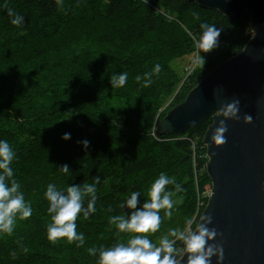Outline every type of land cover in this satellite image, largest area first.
Listing matches in <instances>:
<instances>
[{"label":"trees","instance_id":"trees-1","mask_svg":"<svg viewBox=\"0 0 264 264\" xmlns=\"http://www.w3.org/2000/svg\"><path fill=\"white\" fill-rule=\"evenodd\" d=\"M5 5L24 17L22 27L10 23ZM190 9H197L203 18L196 19ZM70 20L91 21L94 31L88 35L89 43L69 52L64 85L53 84L38 97L17 100L0 83V139L15 149L25 142L27 147L34 146L56 132L58 125L63 133L71 134L67 141L76 145L56 168L46 167L40 174L38 162L21 178L34 181L24 185L25 200L31 203L33 215L28 220L17 219L12 235L0 234V264H95L96 258L88 255L87 248L116 243L115 228L108 221L130 211L118 204L133 190L142 193V204L161 172L184 188L189 185L191 190L180 210L173 211L170 220L163 218L160 228H164V234L170 228L183 230L189 219L198 221L209 199L206 186L211 179L204 136L213 123L212 117L181 135H158L156 129L167 111L183 102L207 73L243 50L252 37L247 22L232 20L218 10L188 0H86L82 4L64 0L62 7L54 0H0V78L23 49L62 35ZM201 23L222 28L216 53L208 58L202 54L203 67L198 65L201 55L192 42V37L201 33ZM196 52L197 66L182 79L172 63ZM157 63L162 71L152 78L151 86L138 84L136 77L150 72ZM123 72L135 84L111 87L110 78ZM130 91V96L132 91L137 94L135 106L106 108L118 96L131 101ZM171 97L162 111L164 100ZM34 123L39 125L34 127ZM82 140L89 141L88 148L79 143ZM64 164L71 169L68 175L60 171ZM97 176L96 212L89 220L82 215L77 219V231L85 236L84 245L77 247L66 239L49 242L45 232L49 216L43 199L47 184L55 183L58 188L83 186ZM173 188L170 185L168 189ZM130 236L120 234L123 242Z\"/></svg>","mask_w":264,"mask_h":264},{"label":"water","instance_id":"water-1","mask_svg":"<svg viewBox=\"0 0 264 264\" xmlns=\"http://www.w3.org/2000/svg\"><path fill=\"white\" fill-rule=\"evenodd\" d=\"M242 19L252 37L243 50L207 73L185 100L158 122V135L184 134L212 117L204 136L212 187L202 215H211L220 243V264H264V0H188ZM239 100L238 120H225V143L211 137L222 117L217 109ZM252 117L250 123L244 116ZM203 223V222H201ZM211 264H217L216 257Z\"/></svg>","mask_w":264,"mask_h":264},{"label":"clouds","instance_id":"clouds-1","mask_svg":"<svg viewBox=\"0 0 264 264\" xmlns=\"http://www.w3.org/2000/svg\"><path fill=\"white\" fill-rule=\"evenodd\" d=\"M64 0H54L58 7H62ZM10 23L17 28L24 24V17L5 5ZM194 17L198 18L195 13ZM199 37H192L195 49L200 53L202 67L205 63L202 54L210 53L219 47V36L222 28L216 25L201 23ZM191 36V33H189ZM162 67L155 64L150 72L143 76L138 75L136 81L142 87H149L152 78L159 77ZM128 80V73L123 72L110 78L111 87H123ZM239 100L217 109V117H222L216 127L211 141L214 145L225 143L224 133L227 131L225 120H238ZM244 122L250 123L251 116L245 115ZM63 140L71 138L70 133H64ZM83 148H88L89 141L79 142ZM17 159V154L12 145L5 139H0V234L12 235L17 219L28 220L33 215L31 203L25 200L21 183L15 178V170L12 167ZM60 171L68 175L71 171L67 164L59 167ZM100 177H95L90 184H72L66 188H58L55 183H48L43 199L47 202V214L49 222L46 224V238L55 244L58 240L66 239L68 243H76L82 247L85 242L83 232L77 231V219L82 215L84 220H89L96 212L97 185ZM173 185V189H168ZM264 188V181L261 182ZM183 191V188L174 179L161 172L154 179L148 189L143 203L139 197L142 193L137 190L131 191L122 203L118 204L121 209H128L124 215L112 216L108 223L114 226L116 243L111 247H89L87 253L95 257V264H211V258L216 257L217 264L223 260V248L220 243H211L218 235L211 224V215H202L198 221L189 219L186 227L181 230L170 228L166 234L159 239V243H153L149 238L160 230L163 218L171 219L173 210L178 201L173 196ZM87 197V205L84 199ZM163 211V217L161 216ZM203 222V223H201ZM195 223V227L193 224ZM120 234H131L126 242L120 238ZM15 255L14 253L12 254Z\"/></svg>","mask_w":264,"mask_h":264},{"label":"rangeland","instance_id":"rangeland-1","mask_svg":"<svg viewBox=\"0 0 264 264\" xmlns=\"http://www.w3.org/2000/svg\"><path fill=\"white\" fill-rule=\"evenodd\" d=\"M70 1H72L73 3L82 4L86 0ZM189 12L195 13L197 16H199L198 19L203 18V14L201 12L198 13L197 9H190ZM70 22L71 23L65 27V32L62 35L46 39L44 40V42H42V40L40 41L41 43H38V41H36L30 48L23 49L22 53L15 58L16 60H13L11 62V67L7 70L5 69V73H1L2 76L0 78V83L5 86V90L10 92L12 97H16L17 100L25 97L27 98V100H29V98H31L32 96L38 97V94L45 92L46 88L48 89L52 87L53 84L59 86L64 85L67 71V56L69 52L75 49L77 46L89 43L91 41V38H89L88 35L89 33H92L94 31V29L91 28V25L93 24L91 21L86 20L80 23H76L70 20ZM39 44L42 45L38 46ZM218 48L214 49L210 53H206V57L208 58L210 54H215ZM198 60L199 58L196 52L195 55L193 54L188 57L175 60L172 63V66L176 71L180 73V76L183 79L188 74L187 72L193 66H197ZM10 65L8 62L7 66ZM198 65H201V63H199ZM134 81V79L128 77L127 82H129L130 84H135ZM136 92L138 91L136 90ZM130 94L131 91L129 92L128 97L131 98L132 102L127 98L118 96L109 105H107L106 108L112 109L121 105L135 106L133 101L135 102V100L137 99V94L134 95L133 91L132 96H130ZM172 99L173 97L165 99V102L163 101L164 106L162 108V111H164L168 107ZM55 118L57 121L60 120V117ZM38 125L39 123L33 124L34 127H37ZM0 126H2V124H0ZM55 127L57 129L56 132L52 133L50 136H47L44 140L40 139L34 146L27 147L25 145V142L17 149L14 148L17 154V159L13 162L12 167L15 170V178L21 183V190L23 191V193L26 187L24 185L31 184L29 183V181L34 182L30 179H21L22 177L30 173L34 166L33 164H37L39 162L40 164L38 166L41 168L39 173L44 174V170L46 169V167L52 166L53 168H56V164L63 163L67 156L66 152L69 150H73V148L76 146L74 141L72 143L68 142L67 140H63L61 137L64 134V130H59L58 125H55ZM72 139L74 140V135L72 136ZM21 171H24V174H22ZM169 186L170 185H168L167 188H169ZM211 187L212 183L207 184L206 186V190H209L210 194ZM182 188V192L177 193L173 196V200L178 201L173 210L176 212L180 210L183 202H187L189 200V198L187 197V195H189L191 191L189 185L186 186V188ZM206 194H208V196L210 195L208 192ZM200 205L202 204H200L199 202V207ZM164 232V228H160L158 234H150L149 238H158V241H153V243L158 244L159 239L164 234Z\"/></svg>","mask_w":264,"mask_h":264},{"label":"bare ground","instance_id":"bare-ground-1","mask_svg":"<svg viewBox=\"0 0 264 264\" xmlns=\"http://www.w3.org/2000/svg\"><path fill=\"white\" fill-rule=\"evenodd\" d=\"M58 142V141H57Z\"/></svg>","mask_w":264,"mask_h":264}]
</instances>
